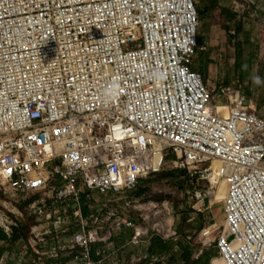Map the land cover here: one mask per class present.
Wrapping results in <instances>:
<instances>
[{
	"label": "built area",
	"instance_id": "1",
	"mask_svg": "<svg viewBox=\"0 0 264 264\" xmlns=\"http://www.w3.org/2000/svg\"><path fill=\"white\" fill-rule=\"evenodd\" d=\"M231 1L251 17L264 6ZM199 29L194 0H0V191L38 195L30 208L47 221L50 203H76L63 210L69 239L42 251L55 239L43 234L21 264H125L128 252L153 264L131 203L96 209L91 192L125 194L168 162L199 212L226 185L209 264H264V114L236 84L211 87L193 69ZM8 224L0 214L10 236Z\"/></svg>",
	"mask_w": 264,
	"mask_h": 264
},
{
	"label": "rangeland",
	"instance_id": "2",
	"mask_svg": "<svg viewBox=\"0 0 264 264\" xmlns=\"http://www.w3.org/2000/svg\"><path fill=\"white\" fill-rule=\"evenodd\" d=\"M213 1L226 4L225 0H194L198 12L208 4L210 7ZM204 10L203 15L199 14L198 45H205L206 50L197 52L195 66L201 69L202 74L203 68L206 67L207 77L217 87L234 83L240 88L242 85L247 100L251 98L252 92H259L261 104L259 111L263 114L264 35L258 30V24L264 20V6L256 11L253 19L247 12H240L238 13L240 17L236 21L224 17L220 9L208 11L204 8ZM200 35L204 36L202 40ZM229 82L233 83L229 84ZM219 103L224 104L226 101L221 98ZM172 167L173 164L168 162L162 173L141 180L135 189L122 195L100 196L96 192H91L97 200L93 205L96 209L104 205L121 208L125 202H130L133 206L130 216L134 218L135 225L142 227L149 237H153L149 251L151 257L155 259L153 264H209L211 258L217 256L216 238L223 222L222 201L225 197V188L221 190L220 185L214 192L213 204L209 207L205 203L202 211L199 212L188 204L193 188L185 181L184 172L173 171ZM168 172H175V176L172 178L166 175ZM201 184V186L207 185L205 182ZM37 199H39L38 195H20L11 199L0 191V214L8 219L10 224L7 226H12L13 233L16 230L19 236L18 239L5 241L3 244L0 242V256L5 254L14 259L25 251L34 252L43 234L55 239L47 238L49 248H41L42 251L49 252L56 243L57 236L61 240L69 239L75 223L72 214L64 213L63 210L66 203L74 206L76 203L72 200L66 203H50L54 209V219L47 221L36 208H30ZM84 202L88 203L85 197L81 204ZM152 204L156 207L151 206ZM90 205L92 206V203ZM143 205L146 208L139 211ZM169 227L171 233H176L179 242L166 238L167 235L171 237ZM206 229H210V237L203 236V231ZM130 235V231H123L115 239L114 248L118 249L115 247L116 240L121 243L123 241L120 246H124L129 241ZM133 255V252L123 255L125 264H132L129 259ZM47 257L50 258V255ZM147 262L142 264H148Z\"/></svg>",
	"mask_w": 264,
	"mask_h": 264
},
{
	"label": "crops",
	"instance_id": "3",
	"mask_svg": "<svg viewBox=\"0 0 264 264\" xmlns=\"http://www.w3.org/2000/svg\"><path fill=\"white\" fill-rule=\"evenodd\" d=\"M224 1V0H223ZM225 2H226V4L224 3V4H222V3H220L219 1H213L212 3H211V6H210V8H212V10H219L220 9V11H221V14L224 16V17H227V18H229L230 20H233V21H236L237 20V18H239L240 17V15H238V13H240V12H236L235 10H233V5H232V1L231 0H225ZM208 7H209V4H208ZM241 13H245V12H241ZM248 14H249V16H250V14H251V12H247ZM251 17V16H250ZM252 19L254 18V17H251ZM258 30H260V33L261 34H263L264 35V26L262 25V24H258ZM204 36H202V35H200V38H201V40H202V38H203ZM204 39H206L207 40V38H204ZM205 40V41H206ZM204 44H206V42H203ZM200 47H204L205 49L204 50H206V46L205 45H201ZM200 50V49H199ZM198 50V51H199ZM197 51V52H198ZM202 51V50H201ZM198 55V53L196 54V56ZM263 58H264V52H263ZM195 59H196V57H195ZM193 69L195 70V71H198L199 73H201L202 71H201V69L198 67V66H195V62H194V64H193ZM203 70H204V73L202 74L201 73V75L203 76V79L208 83V85L209 86H211V87H217V85L215 84V83H213L211 80H210V78H208L207 77V68L206 67H204L203 68ZM205 76V77H204ZM231 83H233V82H229V84H231ZM237 87V86H236ZM240 89H241V92L244 94V96H245V91L243 90V87H242V85H240ZM246 97V96H245ZM260 93L259 92H252V95H251V98L249 99L250 101H254V103H256L257 105H258V107H259V110H260V107H261V104H260ZM264 114V113H263ZM2 244L5 242V241H0ZM122 243H123V241H122ZM121 241H118V240H116V244H115V247H117V248H121L122 246H120L121 244ZM120 246V247H119ZM2 251H3V249H2ZM21 255V254H20ZM0 264H21V256H18V257H16V258H9L8 256H6L5 254H1V256H0Z\"/></svg>",
	"mask_w": 264,
	"mask_h": 264
},
{
	"label": "trees",
	"instance_id": "4",
	"mask_svg": "<svg viewBox=\"0 0 264 264\" xmlns=\"http://www.w3.org/2000/svg\"><path fill=\"white\" fill-rule=\"evenodd\" d=\"M204 8H206L208 11L209 10H212V8H210V7H208V6H205ZM204 8L203 9H199V14L200 15H203L204 14V12H205V10H204ZM214 9V8H213ZM166 175H168V176H170V177H174L175 176V172H168ZM87 211L85 210L84 211V213H86ZM13 230V229H12ZM16 230H14V233H13V231H12V234L10 235V236H8L7 234H6V232L4 231V229H2L1 227H0V240L1 241H11L12 239H18L19 238V236H17V234H16ZM155 245V244H154ZM187 257V256H186Z\"/></svg>",
	"mask_w": 264,
	"mask_h": 264
},
{
	"label": "bare ground",
	"instance_id": "5",
	"mask_svg": "<svg viewBox=\"0 0 264 264\" xmlns=\"http://www.w3.org/2000/svg\"><path fill=\"white\" fill-rule=\"evenodd\" d=\"M217 166H218V164L215 163V167H217ZM220 185H221V190H224V188H225V190H224V196L226 197V191H227V189H226V185H225V183H221ZM220 185H219V186H220ZM219 186H218V187H219ZM218 187H217V188H218ZM222 194H223V191H222ZM225 197H224V198H225ZM209 233H210V229H206V230L203 231V236H204V237H210L211 234H209ZM216 264H222V262H221L220 260H217V261H216Z\"/></svg>",
	"mask_w": 264,
	"mask_h": 264
}]
</instances>
